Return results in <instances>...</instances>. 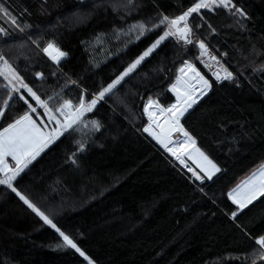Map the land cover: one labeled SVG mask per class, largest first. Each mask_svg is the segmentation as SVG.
Masks as SVG:
<instances>
[{
	"label": "trees",
	"instance_id": "obj_1",
	"mask_svg": "<svg viewBox=\"0 0 264 264\" xmlns=\"http://www.w3.org/2000/svg\"><path fill=\"white\" fill-rule=\"evenodd\" d=\"M196 2L0 0L8 13L0 14V56L52 112L66 100L87 105L168 31L164 17L175 19ZM232 3L243 15L231 5L192 13V43L162 40L13 180L85 255L0 184V264H264L255 242L264 236V196L245 209L229 197L264 165V0ZM49 43L67 53L59 63L45 56ZM205 53L231 78L219 81L198 58ZM187 63L211 90L197 71L180 75L197 94L182 126L220 169L198 183L145 131L148 103L165 109L176 101L172 87ZM5 86L0 77V132L25 114L45 115L27 90Z\"/></svg>",
	"mask_w": 264,
	"mask_h": 264
},
{
	"label": "snow or ice",
	"instance_id": "obj_2",
	"mask_svg": "<svg viewBox=\"0 0 264 264\" xmlns=\"http://www.w3.org/2000/svg\"><path fill=\"white\" fill-rule=\"evenodd\" d=\"M231 5L232 8H235V11L243 15V12L240 8L236 7L232 0H198L194 4L193 7H190L186 12H184L181 16L169 20L168 17H164V19L161 21V23H164L167 21L169 28L168 31H165L162 36L147 50L143 53L142 56H140L138 59L135 60L134 63H132L128 69L112 84H109L107 88H105L103 91L99 93V98L102 99L106 92H110L117 84L120 83L121 80L124 79L125 76H127L130 72H132L137 65L141 63V61L144 59V57L148 56L154 48L159 45V43L164 40L168 36H175L179 35L180 39H184L186 43H192L191 40L187 39V37L191 34V29L189 28V25L187 23V19L189 16L192 15V13L199 12L200 9L205 8L209 10H214V8L224 7L229 8ZM0 14L8 15L7 10L5 8L0 7ZM184 22V27L180 28L178 25L181 22ZM11 23L13 25L17 24L16 18H11ZM141 28L143 26L141 25ZM5 29L0 28V33L4 32ZM199 47L203 50V52H207V48L203 42H200ZM43 51L50 56L51 59H53L56 63H59L60 59L65 57L67 53L60 50L59 47L54 45L53 43H49ZM52 52H55V55H52ZM215 59V57H213ZM0 60H3V57L0 56ZM188 68H191L192 71H196L194 68H192V65L187 64ZM3 67L9 69L11 71V67L8 64L7 60H3ZM183 71V69H181ZM226 75L223 77V79H230L232 76V73L227 72L225 70ZM3 69H0V75H3ZM199 76V73H196ZM13 77L16 79H19L15 76V73H12ZM39 75V74H38ZM5 79H8L7 76H5ZM203 79V77H201ZM217 79H221L219 75H217ZM205 84H208V82L205 80ZM28 91V93L36 99L38 103L41 104L42 107L45 108V111H50L48 109V106L45 102L41 101L40 98L36 95L35 92L32 91L31 88H28L27 85H23ZM175 87V86H173ZM210 87V85H209ZM15 91V89H13ZM21 99H24V97H20ZM191 100V97L188 98ZM25 103H28L27 100H25ZM97 99H92L90 104L85 105L83 100L79 103V105L76 108L75 113L68 112L67 113V122L64 125V129L68 130L72 128V126L79 121L80 116L83 115V112L85 111H91L92 108L96 105ZM192 103H195V100H191V103H188L187 101L184 102L183 106L178 105H172L170 108L167 109L168 112L172 113L171 117V125L172 129H175L176 131L181 132L187 139L180 142V144L177 145L175 149L168 147V144L164 142V140L160 139L159 137H156L159 143L163 145V147L172 153L174 156H176L177 159H180L179 155L177 153L180 150V147L183 144L189 143L191 141L192 144L195 143V141L192 140L191 136L187 131L184 130V128L180 125V117L184 114L185 111H187L188 108L192 106ZM5 105H7V101H5ZM31 108L32 106L29 105ZM65 108H71V101H65L64 104L60 109H57L61 112V114L64 113ZM147 111V108L145 109ZM32 111L35 112L36 109L32 108ZM4 115V111L0 110V117ZM74 117V118H73ZM25 122L27 124L25 125ZM95 127L99 128V124L96 121L91 122ZM23 125V126H22ZM145 131H148L147 128H145ZM171 129L169 130L170 135ZM37 134H40V129L37 127L36 121H34L29 115L25 114L24 116L17 119L14 123L9 124L7 128L3 130V132H0V172H5L6 174L8 172H11L12 175L8 176L7 179H0V184H7L9 188L12 189L13 192H16V194L19 196V198L24 202L25 205L28 206L37 216L41 218V220L44 221L45 224L51 225L53 228H56V230L60 233V236L63 238L64 245L71 247L72 249H75L77 252L80 253L81 256H84L85 253L81 251V249L77 246L76 243H74L73 239L69 237V235H66L64 232L60 231L59 228L56 227V225L53 223V221L45 215L42 211H40L39 208H37L29 199H27L24 195H21L19 192H17L16 188L13 187V185L10 183L12 179H14L17 175H19L20 172L24 170L28 166L29 163H31L32 160L35 159V157L39 154L40 149L35 147L36 144V137ZM171 142V141H169ZM81 150L83 148L81 147ZM199 152V149H197ZM11 157L12 160L15 161V168H11L8 166L6 157ZM200 156L203 157L205 161H207L208 165H210V169L202 167V170L205 171L206 175L210 179L213 171H219L218 168H216L215 164L212 163L211 160H208V157L204 155V153L200 152ZM75 163V161H73ZM181 163H183V160H181ZM22 165V166H21ZM197 179H200L199 176H197ZM264 196V187L258 190V192H254L251 197L248 198L246 202L240 203V207L243 208L246 206L247 203L251 202V199L255 197V195ZM229 196L231 197L232 194L230 193ZM234 203H238L237 201H233ZM236 213H233V217H235ZM256 244L259 245L261 249H264V236L256 239ZM87 259V257H85ZM261 259H264V255L261 256Z\"/></svg>",
	"mask_w": 264,
	"mask_h": 264
},
{
	"label": "rangeland",
	"instance_id": "obj_3",
	"mask_svg": "<svg viewBox=\"0 0 264 264\" xmlns=\"http://www.w3.org/2000/svg\"><path fill=\"white\" fill-rule=\"evenodd\" d=\"M203 9V8H202ZM189 19V17H188ZM187 19V20H188ZM184 27V26H183ZM190 36V35H189ZM52 55H55V52H52ZM45 56L51 61V62H55L53 59L50 58V56L48 54L45 53ZM213 55L210 54H203L200 55L198 58L201 59V62L203 63V65L211 72V73H215L216 71H219L220 73H222L223 76L226 75L225 70H227L225 68V66L223 64H221L220 62H216V60H213ZM213 60V61H212ZM192 65V68H194L203 78L204 80H206L208 82V86L210 85L209 81L205 78V76L201 73V71L198 69V67L194 64V63H187ZM186 66V65H185ZM188 68V67H187ZM0 69H3L4 74L0 75V77H2L4 79V81L6 82V84L13 90L15 89L14 92H17V94H21V91L27 90L25 87H23V83L21 82L20 79H16L13 77L12 73L14 72L12 69L11 71H9V69L4 68L3 64H0ZM189 70L191 68H188ZM188 71V70H186ZM228 72V71H227ZM15 73V72H14ZM5 76L8 77V79H5ZM15 76L18 77L15 73ZM179 77L180 75H178L177 81L175 82V84L172 87V91L176 97V101L172 104V105H178V106H183L184 102L187 101L188 103H191V100H196V92H194V90L191 92L187 91L179 82ZM19 78V77H18ZM7 87V86H6ZM210 90H211V86H210ZM28 92V91H27ZM191 97V100H189L188 98ZM151 101V100H150ZM101 102L100 99H97V103L96 105ZM155 104H158V102H156L155 100L152 101ZM72 105L75 108L77 106L71 102ZM151 103V102H150ZM159 105V104H158ZM171 105V106H172ZM171 106H169L168 108H170ZM44 108V107H43ZM165 108V109H168ZM50 110V109H49ZM58 111V110H57ZM52 112L51 110L46 112L45 108H44V116L42 114H39L37 117H31L34 121H36L37 123V127L40 129V134H37L36 137V144L35 147L39 148V154L43 153L45 150H47L61 135L62 133L65 131L64 129V125L66 124V122L62 121L59 116H58V112ZM81 117V116H80ZM171 117H172V113L169 112V114L167 115L166 120L162 121L158 128L155 130H151L148 129V131H146V133L153 139L156 141V137L158 135H162L161 139H166L164 137L169 136V130L171 129L170 135L175 132V129H172V125H171ZM184 119V118H183ZM180 119V122L182 123V120ZM27 124V122H25V125ZM23 126V125H22ZM148 128V127H147ZM3 132V131H1ZM200 151H197V149H194L191 154L189 155V160L190 162L194 165L196 168H198L199 170H201L203 172V175L208 178V176L206 175L205 171L202 170L203 166L204 168H208L210 169V165H208L207 161H205L203 159V157L200 156ZM203 153V152H202ZM205 155V154H204ZM38 156V155H37ZM36 156V157H37ZM206 156V155H205ZM35 157V158H36ZM8 166L11 168H15V161L12 160V158L6 157ZM208 160H210L208 158ZM212 161V160H211ZM11 162L13 163V165L11 166ZM213 164H215L214 162H212ZM22 166V165H21ZM216 168L219 169V167L215 164ZM25 169V168H24ZM220 171V169H219ZM219 171H213V174L211 176V178H213L214 176H216ZM21 173V172H20ZM19 173V174H20ZM0 179H7L8 176H11L12 173L8 172L7 174L5 172H0ZM18 176V175H17ZM17 176L12 179L10 181V183L12 184L13 180H15L17 178ZM210 178V179H211ZM209 179V178H208ZM262 187H264V165H260L258 166L256 169H254L252 172H250L248 175L244 176L239 183L234 186L232 188V190L230 191V193L232 194V196L230 197V199L232 201H237L238 203H235L240 209H245L247 206H249L250 204H252L254 201H256L258 198H260V195H255V197L253 199H251L250 203H247L245 207L241 208L240 207V203L246 202L248 200L249 197H251L253 195L254 192H258L259 189H261ZM229 193V194H230Z\"/></svg>",
	"mask_w": 264,
	"mask_h": 264
},
{
	"label": "built area",
	"instance_id": "obj_4",
	"mask_svg": "<svg viewBox=\"0 0 264 264\" xmlns=\"http://www.w3.org/2000/svg\"><path fill=\"white\" fill-rule=\"evenodd\" d=\"M61 107H62V105L58 109H60ZM63 111L65 114H61L60 111H57L58 116L62 121L67 122V113L68 112L75 113V108L71 103V108L70 109L65 108ZM168 114H169V112L167 111V109H164L163 107H161L158 104H155L154 102H151V103L149 102L147 105V111H146V116L149 120V125H148L147 129H151L152 131L157 129L159 124L162 121L166 120ZM180 125L182 126L181 122H180ZM161 136L158 135L157 137H159L161 139ZM164 138H166L163 140L165 143L168 144V147L173 148V149H175L177 147V145L180 144V142L187 139L181 132L176 131V130L171 135L166 136ZM169 141H171V142H169ZM155 142L161 147V149L163 150L165 155L172 161L173 165L176 166V168L180 169L183 173H185L188 176L189 181L191 183H198V182H202L204 180V175L189 160V155L191 154V152L194 149H197L196 142L194 144H192L191 141H189V143L183 144L180 147V150L177 153V155H179L180 159H177L176 156H174L172 153L167 151L163 147V145L158 142L157 139ZM181 160H183V163H181ZM197 176H199L200 179H197Z\"/></svg>",
	"mask_w": 264,
	"mask_h": 264
},
{
	"label": "water",
	"instance_id": "obj_5",
	"mask_svg": "<svg viewBox=\"0 0 264 264\" xmlns=\"http://www.w3.org/2000/svg\"><path fill=\"white\" fill-rule=\"evenodd\" d=\"M183 25H184V22L182 21L179 25H178V27H180V28H183ZM177 37H179V35H176ZM180 38V37H179ZM187 39H189V36L187 37ZM183 42H185V40L184 39H181ZM186 43V42H185ZM200 44V43H199ZM203 51V50H202ZM181 69H183V71H181ZM186 69H187V66H183V67H181L180 68V70H179V75H182V74H184V72L186 71ZM215 74H216V76L217 75H219L220 77H221V79H219V81H222L223 80V75L219 72V71H216L215 72ZM6 90H9V87H4ZM204 99V98H203Z\"/></svg>",
	"mask_w": 264,
	"mask_h": 264
},
{
	"label": "crops",
	"instance_id": "obj_6",
	"mask_svg": "<svg viewBox=\"0 0 264 264\" xmlns=\"http://www.w3.org/2000/svg\"><path fill=\"white\" fill-rule=\"evenodd\" d=\"M186 70H189L188 68L186 69ZM193 164H194V162H193ZM13 165V163L11 162V166ZM195 165V164H194ZM196 166V165H195ZM201 171V170H200ZM202 172V171H201ZM203 173V172H202Z\"/></svg>",
	"mask_w": 264,
	"mask_h": 264
}]
</instances>
